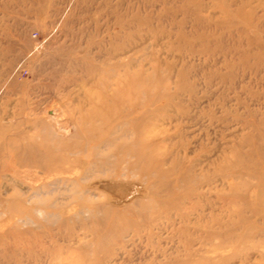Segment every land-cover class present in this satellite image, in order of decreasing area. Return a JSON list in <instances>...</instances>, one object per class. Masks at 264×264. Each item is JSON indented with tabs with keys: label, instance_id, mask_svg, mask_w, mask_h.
Segmentation results:
<instances>
[{
	"label": "rangeland",
	"instance_id": "374dc122",
	"mask_svg": "<svg viewBox=\"0 0 264 264\" xmlns=\"http://www.w3.org/2000/svg\"><path fill=\"white\" fill-rule=\"evenodd\" d=\"M0 250L264 264V0H0Z\"/></svg>",
	"mask_w": 264,
	"mask_h": 264
},
{
	"label": "bare ground",
	"instance_id": "6f19581e",
	"mask_svg": "<svg viewBox=\"0 0 264 264\" xmlns=\"http://www.w3.org/2000/svg\"><path fill=\"white\" fill-rule=\"evenodd\" d=\"M111 143L107 140V147H108V145H110ZM28 149V148H27ZM32 153V152H31ZM39 154H41V153H39ZM39 156V159L41 160V161H43L40 157H44V156H42V155H38ZM92 156L93 157H95V158H97L98 156H99V154H97V155H95V154H92ZM91 156V157H92ZM104 157V156H103ZM28 158H30V151L29 150H27V152L26 153H23V156L21 157H19V160L20 159H22V160H24L25 161V159H27V161H31L32 162V160H28ZM23 161V162H24ZM26 162V161H25ZM40 162V161H39ZM24 164V163H23ZM40 164H42L41 162H40ZM28 165V164H27ZM42 204V203H41ZM1 250H0V264H2V259H1Z\"/></svg>",
	"mask_w": 264,
	"mask_h": 264
},
{
	"label": "built area",
	"instance_id": "2783aa9c",
	"mask_svg": "<svg viewBox=\"0 0 264 264\" xmlns=\"http://www.w3.org/2000/svg\"><path fill=\"white\" fill-rule=\"evenodd\" d=\"M37 37V35L35 34L34 35V38H36ZM25 63V61L23 62V64ZM23 64H21L20 66H19V70L23 67Z\"/></svg>",
	"mask_w": 264,
	"mask_h": 264
}]
</instances>
